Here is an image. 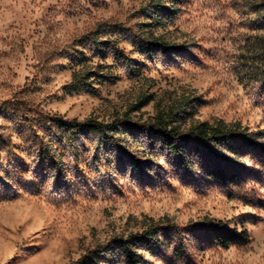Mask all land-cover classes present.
<instances>
[{"label": "rangeland", "instance_id": "obj_1", "mask_svg": "<svg viewBox=\"0 0 264 264\" xmlns=\"http://www.w3.org/2000/svg\"><path fill=\"white\" fill-rule=\"evenodd\" d=\"M83 68L93 92L67 94ZM182 100L181 130L234 124L264 144V0H0V264H127L116 239L163 219L247 231L203 264H264V210L197 192L200 173L134 126ZM52 116L114 129L73 152Z\"/></svg>", "mask_w": 264, "mask_h": 264}, {"label": "trees", "instance_id": "obj_2", "mask_svg": "<svg viewBox=\"0 0 264 264\" xmlns=\"http://www.w3.org/2000/svg\"><path fill=\"white\" fill-rule=\"evenodd\" d=\"M149 46L162 50L175 49L168 48L167 43L154 37ZM93 76L87 68L74 71L65 86L66 93H92L90 78ZM186 106L185 100L173 103L157 110L149 123L134 126L155 134L183 167L187 177L192 179V175L200 173V182L192 179L198 183L195 186L197 192L216 191L251 210H264V199L260 194L264 190V144L257 142L260 139L258 133L221 122H195L181 130L182 115L187 114L184 111ZM50 118L67 129V144L73 152L76 151V138L80 133L114 129L112 124L104 125L93 120L78 122L60 116ZM190 143L196 145V151L192 154L193 159L188 161L184 148ZM247 156L250 165L246 164ZM246 218L250 219L251 215H246ZM248 241L245 229H229L221 221L204 219L179 225L163 219L150 220L141 231L117 238L116 244L127 264H139L137 249L149 255H158L161 264H203L200 255L217 249L244 248Z\"/></svg>", "mask_w": 264, "mask_h": 264}]
</instances>
